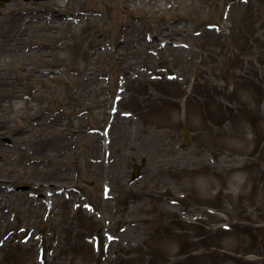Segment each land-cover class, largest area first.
I'll use <instances>...</instances> for the list:
<instances>
[{
  "label": "rangeland",
  "instance_id": "1",
  "mask_svg": "<svg viewBox=\"0 0 264 264\" xmlns=\"http://www.w3.org/2000/svg\"><path fill=\"white\" fill-rule=\"evenodd\" d=\"M83 1L0 13V264H264V0Z\"/></svg>",
  "mask_w": 264,
  "mask_h": 264
},
{
  "label": "bare ground",
  "instance_id": "2",
  "mask_svg": "<svg viewBox=\"0 0 264 264\" xmlns=\"http://www.w3.org/2000/svg\"><path fill=\"white\" fill-rule=\"evenodd\" d=\"M168 1V0H167ZM85 2V0L83 1V3ZM161 2L164 4L165 0H161ZM86 17V14L83 15V18ZM177 28L178 26L175 25ZM177 28L174 27L175 30H178ZM61 143V142H60ZM69 145L66 144L64 142H62L60 145H59V150H61L63 152V154H65L68 150H69Z\"/></svg>",
  "mask_w": 264,
  "mask_h": 264
},
{
  "label": "water",
  "instance_id": "3",
  "mask_svg": "<svg viewBox=\"0 0 264 264\" xmlns=\"http://www.w3.org/2000/svg\"><path fill=\"white\" fill-rule=\"evenodd\" d=\"M0 2H3V0H0ZM186 138H187V136H186ZM185 142L188 144V140H187V139L185 140ZM135 169H136V172H135V173H136V175H137L138 170H139V166H136Z\"/></svg>",
  "mask_w": 264,
  "mask_h": 264
},
{
  "label": "flooded vegetation",
  "instance_id": "4",
  "mask_svg": "<svg viewBox=\"0 0 264 264\" xmlns=\"http://www.w3.org/2000/svg\"><path fill=\"white\" fill-rule=\"evenodd\" d=\"M6 2L8 3V0H6Z\"/></svg>",
  "mask_w": 264,
  "mask_h": 264
}]
</instances>
